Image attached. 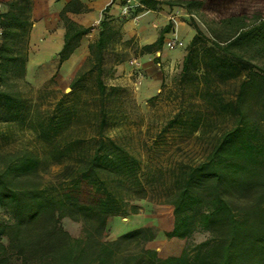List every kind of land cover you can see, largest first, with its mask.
I'll use <instances>...</instances> for the list:
<instances>
[{
    "label": "trees",
    "instance_id": "trees-1",
    "mask_svg": "<svg viewBox=\"0 0 264 264\" xmlns=\"http://www.w3.org/2000/svg\"><path fill=\"white\" fill-rule=\"evenodd\" d=\"M148 8L159 3L182 7L201 19L212 46L208 68L242 75L235 97L227 105L233 125L218 134L206 156L196 164L173 167L165 185L143 176L140 161L99 131L87 155L89 141L74 138L56 145L54 158L72 154L65 164L63 181L46 184L39 173L41 158L29 149L0 152V208L10 221H0V264H264V0H140ZM71 0L61 11L63 43L55 54L57 65L66 61L91 27L66 16L79 11ZM30 0H11L0 13V121L18 115L23 98L19 80L26 72L29 50ZM210 12L215 17L205 13ZM191 49L199 37L195 24ZM167 22L156 39L140 46V54H152L159 63ZM121 36V28L106 15L99 20L97 39L88 44L97 69L99 95L104 51ZM190 54L183 58L187 68ZM82 79L74 69L69 88ZM100 125L105 116L100 115ZM171 123V122H170ZM164 184V183H163ZM162 189L159 203L172 207V227L167 238L187 241L179 254L158 257L145 243L155 238L151 226L131 229L112 240L104 239L110 215L137 213L136 201ZM152 199V198H151ZM68 217L82 225V235L72 236L60 224ZM196 232L207 233L199 242H188ZM7 239V244L3 238Z\"/></svg>",
    "mask_w": 264,
    "mask_h": 264
},
{
    "label": "rangeland",
    "instance_id": "rangeland-1",
    "mask_svg": "<svg viewBox=\"0 0 264 264\" xmlns=\"http://www.w3.org/2000/svg\"><path fill=\"white\" fill-rule=\"evenodd\" d=\"M162 4L168 14L166 23L170 22L169 16L178 13ZM205 14L215 17L207 11ZM121 15L123 18L113 21L120 28L125 21L137 27L135 22L139 20L140 25L144 19ZM192 17L206 37H199L189 49L188 38L195 33ZM192 17L187 12L178 14L177 29L183 46L174 49L163 46L159 63L153 62L154 55L139 53L147 38H126L121 29L120 38L104 51L102 96L88 48L62 73V66L67 67L69 60L58 67L56 53H40L44 38L29 43L25 76L19 80L23 103L13 120L0 121V152L29 149L38 154L42 160L39 173L46 184L63 181L70 173V170L66 173L65 164L75 160L68 153L54 158L51 154L54 147L78 138L89 141L84 149L89 155L94 148L91 139L99 131L140 161L143 176L162 185L169 182L173 167L201 161L215 137L233 125L227 105L234 99L242 75L219 74L220 70L206 66L209 57L220 53L207 38L201 19ZM93 27L99 28V23ZM162 27L156 25L157 33ZM186 54H190V60L185 69ZM76 67L82 79L70 89ZM102 112L105 121L100 125ZM160 187L148 193L150 198L136 201L140 206L137 213L108 216L104 239L112 240L131 229L151 226L155 238L144 245L155 250L158 257L169 256L173 250L183 247L187 241L165 235L172 225V207L157 201L163 192ZM0 221H10V214L2 208ZM60 224L72 236L82 235L80 222L63 217ZM206 237L207 233L196 232L188 242L196 243ZM3 241L7 244L5 237ZM10 256L12 263L20 264L14 253Z\"/></svg>",
    "mask_w": 264,
    "mask_h": 264
},
{
    "label": "crops",
    "instance_id": "crops-1",
    "mask_svg": "<svg viewBox=\"0 0 264 264\" xmlns=\"http://www.w3.org/2000/svg\"><path fill=\"white\" fill-rule=\"evenodd\" d=\"M11 0H0V13L7 10V5ZM71 2V0H30V11L29 18L32 19V27L29 33V43H35L37 39L44 38L45 42L43 44L40 53H57L63 43L64 27L61 21V11L64 7ZM123 0H79L81 9L79 11H67L66 16L71 18L78 24L85 27H91L90 31L83 35L79 41V46L75 49L73 54L66 60L69 63L63 65L62 63V73H65L74 62L77 60L78 55L83 52L84 49L88 48V44L94 42L98 36V27H93L95 23H99V20L105 15L107 18H111L112 22L116 18H123L120 13V7ZM142 4V3H141ZM142 6L149 11L143 13L138 18H144L142 23L139 25V20L137 27H132L130 21H125L121 29L123 31V36L126 38L142 36L147 38L143 44L150 43L154 41L158 35L157 27L164 26L166 23V16L168 15L165 5L159 3L155 9L148 8L144 4ZM168 9L170 6H167ZM173 12L181 14L186 12L182 7L172 6ZM140 10V9H139ZM170 11V10H169ZM135 12H131L130 15L134 16ZM183 25V21H181ZM180 22H178L179 26ZM190 35L188 39L191 40ZM142 44V45H143ZM65 61V62H66ZM32 63V62H31ZM170 226L169 230L171 229ZM177 239V238H176ZM179 240V239H177ZM183 247H179L177 251L173 250L171 254H179Z\"/></svg>",
    "mask_w": 264,
    "mask_h": 264
},
{
    "label": "built area",
    "instance_id": "built-area-1",
    "mask_svg": "<svg viewBox=\"0 0 264 264\" xmlns=\"http://www.w3.org/2000/svg\"><path fill=\"white\" fill-rule=\"evenodd\" d=\"M148 11V9H145L142 6L140 0H123L120 7V12L122 14L128 15L131 12H135L133 16L135 19ZM168 19L172 26L170 28L171 30L168 32V36L164 39V46L169 49L182 47L183 41L181 40L177 29V24L179 22L178 14H171Z\"/></svg>",
    "mask_w": 264,
    "mask_h": 264
},
{
    "label": "bare ground",
    "instance_id": "bare-ground-1",
    "mask_svg": "<svg viewBox=\"0 0 264 264\" xmlns=\"http://www.w3.org/2000/svg\"><path fill=\"white\" fill-rule=\"evenodd\" d=\"M37 65V64H36Z\"/></svg>",
    "mask_w": 264,
    "mask_h": 264
}]
</instances>
